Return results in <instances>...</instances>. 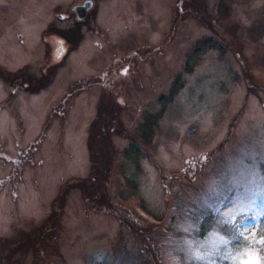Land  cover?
I'll return each mask as SVG.
<instances>
[{"label":"rangeland","instance_id":"rangeland-1","mask_svg":"<svg viewBox=\"0 0 264 264\" xmlns=\"http://www.w3.org/2000/svg\"><path fill=\"white\" fill-rule=\"evenodd\" d=\"M221 2L100 0L67 35L81 0H0V264H201L183 242L214 237L189 220L264 215V0ZM163 105L137 172L130 139ZM92 135L110 161L95 211L69 188Z\"/></svg>","mask_w":264,"mask_h":264},{"label":"trees","instance_id":"trees-1","mask_svg":"<svg viewBox=\"0 0 264 264\" xmlns=\"http://www.w3.org/2000/svg\"><path fill=\"white\" fill-rule=\"evenodd\" d=\"M222 2L220 3V6ZM199 14V12H197ZM60 38L67 40V42L69 44H71L72 46H75L76 42L72 41V39L65 37V35L62 32H59L57 34ZM211 50V49H217L216 45L210 40V39H205L204 41H200V43L195 45L194 50L192 51V54L189 56L188 59V63H190V65H192L193 63H196L198 61V58L205 53L206 50ZM188 68V67H187ZM190 70V68H188ZM180 80V79H178ZM181 87V85H179V87L174 88L171 93H170V97L169 100H172V96H175L177 93V90ZM164 104V103H162ZM165 108V105H163L161 107V110L158 114L155 115H146V117H144V119H142L141 124L139 125L138 128V139L139 141L138 144L135 143L136 139H130V146L128 147L127 151H126V155H125V159L126 161H130V163H132L134 165V167L136 168L137 172L139 171L138 169V161L139 158H141V144L144 145H148L152 138H153V134H154V130L158 124V121L160 119V116L163 112ZM94 135H96V133L94 132ZM94 135H92L91 141H90V152H91V160H90V165L92 167V177L89 179V182L86 180V183H90V186H87L86 183H83L84 181H81L80 183H74L71 184L69 186L70 189L72 190H81L82 193H84V196L86 197L87 200H90L91 205H89L92 209V211L95 210H100V206L103 204L97 202L99 198H102L101 196V192L96 191V193L94 194L93 190L91 189L92 187V183L93 181L96 182H100L102 184H100L101 186H103L104 181L106 180V178L109 175V170H110V161L109 160H105V158L101 155V158H98V152L97 155L95 156L93 153V145H97L96 142V136L94 138ZM94 140V144L92 143V141ZM135 140V141H134ZM140 143V144H139ZM92 148V151H91ZM107 148V146L105 147ZM98 151V149H97ZM128 161V162H129ZM123 185H129V181H127L126 179H123L122 181ZM88 191V192H87ZM85 201V200H84ZM142 208V207H141ZM94 209V210H93ZM143 211L144 208H143ZM212 213H207L206 216H203V219H200L199 221L202 223L201 225L203 226L204 223L207 224V227H200V231L198 233L200 238H204L206 237L209 233H211L213 230H218L224 237H231L232 236V230L230 225L229 226H224L222 224H218V222L215 220V217H212ZM261 223H264V215H262V217H260L258 219ZM156 221H158L156 219ZM257 222V221H256ZM129 231L132 232L133 234L138 236V232L139 230L132 227L131 225H128ZM167 232V231H166ZM233 245H238L240 242L238 240L233 239L232 241ZM259 246H256V250L260 253L261 252L258 250ZM177 262L173 263V264H188V262L181 260L180 258L176 259ZM139 263L142 264H159L157 259L152 257V259L150 261H146V260H141L139 261ZM224 264H229V262L225 261Z\"/></svg>","mask_w":264,"mask_h":264},{"label":"snow or ice","instance_id":"snow-or-ice-1","mask_svg":"<svg viewBox=\"0 0 264 264\" xmlns=\"http://www.w3.org/2000/svg\"><path fill=\"white\" fill-rule=\"evenodd\" d=\"M231 223V237H224L218 230H213L211 235L214 237V243L208 245L205 241L200 240H185L184 246L192 250L193 245H196V250L193 251V258L200 261L201 264H224L225 261L229 264H264V257L257 254L256 246H259V251L264 253V223H261L256 217H253L257 222L248 227L244 220L247 218L248 209L241 205L233 206V212L229 213L228 217H221L220 223L224 226H229ZM187 227H182L183 232L199 233L200 228L198 223L189 220ZM233 239L238 240V245H233ZM199 249H208L205 252H200Z\"/></svg>","mask_w":264,"mask_h":264},{"label":"flooded vegetation","instance_id":"flooded-vegetation-1","mask_svg":"<svg viewBox=\"0 0 264 264\" xmlns=\"http://www.w3.org/2000/svg\"><path fill=\"white\" fill-rule=\"evenodd\" d=\"M98 1H100V0H81V3H85L86 5L87 4H91V7H94V6H97V2ZM95 9H96V7H95ZM95 9H94V11H95ZM93 11V12H94ZM92 12V13H93ZM72 14H75V13H72ZM89 14V13H88ZM86 15V17L84 18V20L82 21V22H79L78 20H77V16L75 15L74 16V20L76 21L75 22V24H73L72 25V29H69L68 31L67 30H64V32L65 33H67V35H70L71 33H73V32H79L80 30H81V26H82V24L81 23H84V21L86 20V19H88L89 18V15ZM86 23V22H85ZM81 24V25H80Z\"/></svg>","mask_w":264,"mask_h":264},{"label":"water","instance_id":"water-1","mask_svg":"<svg viewBox=\"0 0 264 264\" xmlns=\"http://www.w3.org/2000/svg\"><path fill=\"white\" fill-rule=\"evenodd\" d=\"M91 9V4H83L82 6H79V7H73V9H72V12H74L75 14H76V16H77V20L79 21V22H81L84 18H85V16H86V14H87V12L89 11ZM60 52V49L58 50V52L57 53H59ZM61 53V52H60Z\"/></svg>","mask_w":264,"mask_h":264},{"label":"bare ground","instance_id":"bare-ground-1","mask_svg":"<svg viewBox=\"0 0 264 264\" xmlns=\"http://www.w3.org/2000/svg\"><path fill=\"white\" fill-rule=\"evenodd\" d=\"M58 52V51H57Z\"/></svg>","mask_w":264,"mask_h":264}]
</instances>
